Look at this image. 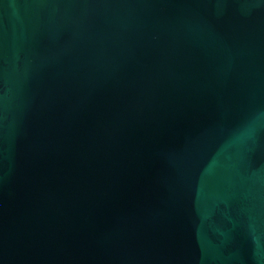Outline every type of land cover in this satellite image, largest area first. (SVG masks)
<instances>
[{"label":"water","instance_id":"1","mask_svg":"<svg viewBox=\"0 0 264 264\" xmlns=\"http://www.w3.org/2000/svg\"><path fill=\"white\" fill-rule=\"evenodd\" d=\"M0 264H264V0H0Z\"/></svg>","mask_w":264,"mask_h":264}]
</instances>
